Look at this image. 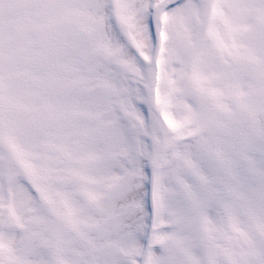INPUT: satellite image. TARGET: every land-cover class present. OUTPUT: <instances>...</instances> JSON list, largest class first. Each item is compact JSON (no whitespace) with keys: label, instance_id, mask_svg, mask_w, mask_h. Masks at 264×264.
Instances as JSON below:
<instances>
[{"label":"snow or ice","instance_id":"6c2138e0","mask_svg":"<svg viewBox=\"0 0 264 264\" xmlns=\"http://www.w3.org/2000/svg\"><path fill=\"white\" fill-rule=\"evenodd\" d=\"M0 264H264V0H0Z\"/></svg>","mask_w":264,"mask_h":264}]
</instances>
